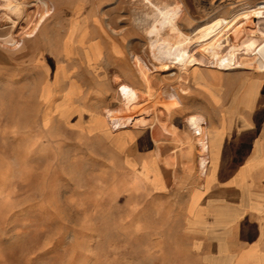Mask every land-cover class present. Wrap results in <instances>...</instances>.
Here are the masks:
<instances>
[{
  "label": "rangeland",
  "instance_id": "obj_1",
  "mask_svg": "<svg viewBox=\"0 0 264 264\" xmlns=\"http://www.w3.org/2000/svg\"><path fill=\"white\" fill-rule=\"evenodd\" d=\"M41 1L0 0V264H201L184 216L201 181L198 152L202 172L213 152L202 146L207 127L195 126L206 119L192 115H219L201 83L220 84L229 104L247 86L264 93V34L247 29L256 6L196 22L189 11L178 24L181 11L161 17L148 0L91 11L49 0L48 12ZM214 3L225 5L207 0L200 13ZM245 35L253 54L217 67ZM122 93L142 105L136 126L121 115L107 119L111 133L90 131L89 116L122 109ZM256 255L240 264H264Z\"/></svg>",
  "mask_w": 264,
  "mask_h": 264
},
{
  "label": "crops",
  "instance_id": "obj_2",
  "mask_svg": "<svg viewBox=\"0 0 264 264\" xmlns=\"http://www.w3.org/2000/svg\"><path fill=\"white\" fill-rule=\"evenodd\" d=\"M117 1L70 0L69 4L76 11H91L101 4L105 6ZM148 1L160 10L176 7L174 11H181L177 19L180 24L185 18V12L192 11L193 22L215 16L218 11H224L222 16L226 17L222 18H227L242 6H259L264 0H208L210 4L217 2L225 5L221 7L214 3L215 6L203 15L200 13V4L207 0ZM41 2L46 12L51 11L49 0ZM12 11L16 12V5ZM81 40L87 42V34ZM248 43L249 39L245 35L241 50L237 49L236 44L232 45L236 52L242 54L230 51L224 64L225 71L239 68L244 64L246 55L253 54ZM114 52L120 55L117 48H114ZM99 54L100 49L90 47L87 58L92 60ZM193 58L197 63L195 54ZM201 86L208 92V101L213 109L219 113L214 121L202 114L192 115L203 116L208 124L202 125L201 118H197L195 126L199 132L207 127L206 136L202 137L205 139L202 146L213 152V170L211 172L209 166L204 172L201 171V154L197 151L201 181L191 197L189 211L184 216L183 235L190 240L191 252L199 258L201 264H212L213 260L222 261L227 258H234L235 262L237 260L235 264H240L246 256L256 258V252H264V93L260 86H247L241 98L229 104L222 97L220 84L206 82L201 83ZM251 92L255 99L248 106L244 102ZM121 104L122 109H112L103 116L91 114L86 123L88 129L111 133L112 130L106 125L107 119L112 123L120 119L121 115L125 117L126 124L136 126V118L142 109L137 97L122 93ZM168 108L167 112L172 110ZM188 118L185 124L189 130ZM116 144L122 146L124 139L116 137ZM141 144L144 145L145 141ZM146 171L145 177L151 181L152 175L147 168Z\"/></svg>",
  "mask_w": 264,
  "mask_h": 264
},
{
  "label": "bare ground",
  "instance_id": "obj_3",
  "mask_svg": "<svg viewBox=\"0 0 264 264\" xmlns=\"http://www.w3.org/2000/svg\"><path fill=\"white\" fill-rule=\"evenodd\" d=\"M170 11L171 8L164 9V11L161 13L162 15L161 17L169 15ZM247 23H248L247 29H249V31L253 33L264 34V9L260 8L259 6L254 7L250 12ZM195 56L197 63L202 65L204 63V58L202 57V55H200L199 53H195ZM226 58L227 56L219 63L217 64L214 63V64L217 67H219L221 70H224V64L226 62Z\"/></svg>",
  "mask_w": 264,
  "mask_h": 264
}]
</instances>
